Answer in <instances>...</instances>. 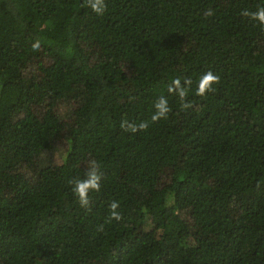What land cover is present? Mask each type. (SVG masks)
<instances>
[{
	"label": "trees",
	"instance_id": "16d2710c",
	"mask_svg": "<svg viewBox=\"0 0 264 264\" xmlns=\"http://www.w3.org/2000/svg\"><path fill=\"white\" fill-rule=\"evenodd\" d=\"M106 4L0 0V264H264V25L241 15L264 0ZM90 160L89 210L71 181Z\"/></svg>",
	"mask_w": 264,
	"mask_h": 264
},
{
	"label": "clouds",
	"instance_id": "9594fccd",
	"mask_svg": "<svg viewBox=\"0 0 264 264\" xmlns=\"http://www.w3.org/2000/svg\"><path fill=\"white\" fill-rule=\"evenodd\" d=\"M87 7L97 15H103L107 9L106 0H85ZM214 13L209 9L205 15L212 16ZM241 15L249 18L253 21L258 22L260 25H264V6L258 7L255 11L244 10ZM34 51H39L41 49V44L37 40L32 45ZM220 82V77L214 74L212 71H207L199 77V81L196 87V95L205 96L208 92L214 91L213 85ZM192 84L190 79L175 78L171 80L168 84L167 91L169 94L175 95L181 101V106L185 109L191 107V104L186 102V97L188 95L189 88ZM155 112L151 116L152 122H159L161 119H167L168 114L172 111L169 107L168 99L165 96L159 97V99L154 104ZM148 122L142 121L139 124L130 123L127 120L121 122V129L125 132L137 133L139 131H145L148 128ZM103 174L100 171L99 164L96 160H90L86 162V169L84 171L83 178H76L71 181L73 187L72 191L77 197L79 205L81 208L89 209L91 205L90 193L99 192L101 190V181ZM109 215L105 223H111L112 221H121L123 216L120 209V203L117 200H112L109 205ZM99 231L104 230V225L98 226Z\"/></svg>",
	"mask_w": 264,
	"mask_h": 264
},
{
	"label": "rangeland",
	"instance_id": "374dc122",
	"mask_svg": "<svg viewBox=\"0 0 264 264\" xmlns=\"http://www.w3.org/2000/svg\"><path fill=\"white\" fill-rule=\"evenodd\" d=\"M62 149L59 147H56V149L49 150L45 155H43V158H45V162L47 163L49 160L52 161V163H58L61 161Z\"/></svg>",
	"mask_w": 264,
	"mask_h": 264
}]
</instances>
